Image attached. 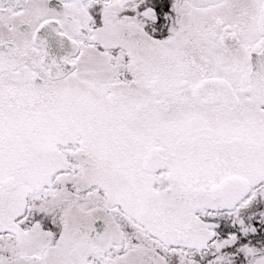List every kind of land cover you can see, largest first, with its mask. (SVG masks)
I'll return each instance as SVG.
<instances>
[{"label":"snow or ice","instance_id":"1","mask_svg":"<svg viewBox=\"0 0 264 264\" xmlns=\"http://www.w3.org/2000/svg\"><path fill=\"white\" fill-rule=\"evenodd\" d=\"M0 264H264V0H0Z\"/></svg>","mask_w":264,"mask_h":264}]
</instances>
